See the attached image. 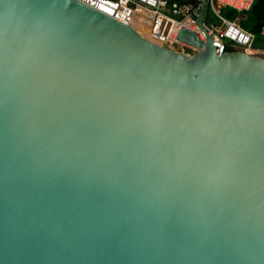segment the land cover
<instances>
[{
	"label": "water",
	"instance_id": "1",
	"mask_svg": "<svg viewBox=\"0 0 264 264\" xmlns=\"http://www.w3.org/2000/svg\"><path fill=\"white\" fill-rule=\"evenodd\" d=\"M178 39L199 51L79 0H0V264H264V54Z\"/></svg>",
	"mask_w": 264,
	"mask_h": 264
},
{
	"label": "built area",
	"instance_id": "2",
	"mask_svg": "<svg viewBox=\"0 0 264 264\" xmlns=\"http://www.w3.org/2000/svg\"><path fill=\"white\" fill-rule=\"evenodd\" d=\"M123 23L131 25L142 16L141 25L148 28L149 34H140L157 45L176 52L194 55L199 49L178 39L180 30L197 33L206 42L207 35L213 37L216 53L222 55L231 50H244L250 53L264 54V47L256 45L258 40L264 43V26L260 37L248 31L242 25L240 15H246L255 0H206L203 23L206 31L197 23L202 0H79ZM225 8L236 11L238 17L228 19L222 13ZM213 11L221 21L218 26L210 22L208 12Z\"/></svg>",
	"mask_w": 264,
	"mask_h": 264
},
{
	"label": "snow or ice",
	"instance_id": "3",
	"mask_svg": "<svg viewBox=\"0 0 264 264\" xmlns=\"http://www.w3.org/2000/svg\"><path fill=\"white\" fill-rule=\"evenodd\" d=\"M137 111L151 120L158 121L162 124H167L169 122L174 123L177 119V113L182 114L184 117V123L178 131L185 134H189L193 130L201 128L202 125H207L210 130L209 138H211V135H215L220 127L218 117L215 113L205 111L200 115H195L187 106L183 105H178L177 109L173 112H163L154 111L146 105L138 102Z\"/></svg>",
	"mask_w": 264,
	"mask_h": 264
},
{
	"label": "trees",
	"instance_id": "4",
	"mask_svg": "<svg viewBox=\"0 0 264 264\" xmlns=\"http://www.w3.org/2000/svg\"><path fill=\"white\" fill-rule=\"evenodd\" d=\"M222 13L231 20L236 19L238 16L236 11L229 8L223 9ZM242 25L245 29L260 37L264 26V0H255L253 8L246 13V19L242 21Z\"/></svg>",
	"mask_w": 264,
	"mask_h": 264
},
{
	"label": "rangeland",
	"instance_id": "5",
	"mask_svg": "<svg viewBox=\"0 0 264 264\" xmlns=\"http://www.w3.org/2000/svg\"><path fill=\"white\" fill-rule=\"evenodd\" d=\"M208 17H209V20H210L211 23L216 24L218 26L221 24V21L216 18V16H215L213 11H209L208 12ZM239 17L242 19V21L244 19H246V15H240ZM256 45L259 46V47H264V43L261 40H258L256 42Z\"/></svg>",
	"mask_w": 264,
	"mask_h": 264
},
{
	"label": "bare ground",
	"instance_id": "6",
	"mask_svg": "<svg viewBox=\"0 0 264 264\" xmlns=\"http://www.w3.org/2000/svg\"><path fill=\"white\" fill-rule=\"evenodd\" d=\"M141 18L142 16H138V20H136L135 22H133V26L135 28H137L140 32H142L144 35H148L149 34V31H148V28L145 27V25H141Z\"/></svg>",
	"mask_w": 264,
	"mask_h": 264
},
{
	"label": "crops",
	"instance_id": "7",
	"mask_svg": "<svg viewBox=\"0 0 264 264\" xmlns=\"http://www.w3.org/2000/svg\"><path fill=\"white\" fill-rule=\"evenodd\" d=\"M238 15V14H237ZM238 17V16H237ZM261 40V39H260ZM262 41V40H261Z\"/></svg>",
	"mask_w": 264,
	"mask_h": 264
}]
</instances>
